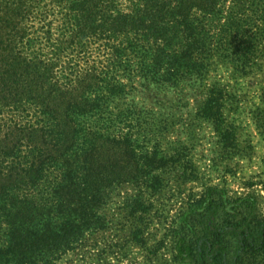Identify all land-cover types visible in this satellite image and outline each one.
<instances>
[{
	"label": "rangeland",
	"instance_id": "rangeland-1",
	"mask_svg": "<svg viewBox=\"0 0 264 264\" xmlns=\"http://www.w3.org/2000/svg\"><path fill=\"white\" fill-rule=\"evenodd\" d=\"M116 2L128 13L134 0ZM65 4L46 0L45 24L51 25L41 29V18L35 21L34 37L49 58ZM222 5V15H196L205 37L223 45L195 55L199 69L182 67L185 35L174 33L175 24L168 26L170 15L156 28L148 22L140 31H127L122 67L107 63L115 56L104 40L91 41L90 53L76 63L64 57L65 78L72 74L71 63L80 70L95 62L108 71L95 81L91 96L100 109L77 117L80 145L91 137L103 146L100 153L109 152L117 162L114 170L126 166V172L139 173L107 187L95 213L97 230L54 254L51 264H183L177 258L180 238L207 240L215 232H225L226 250L236 264H264L261 243L255 250L242 249L241 243L244 237L253 242L264 230V0H222ZM117 40L112 43L121 44L122 36ZM156 40L173 59L148 71L145 62L161 56L154 51ZM143 46L147 52L133 50ZM5 111L12 119L0 125L5 133L16 121H44L33 109ZM57 174L50 172L43 188ZM205 193L211 197L202 202Z\"/></svg>",
	"mask_w": 264,
	"mask_h": 264
},
{
	"label": "trees",
	"instance_id": "trees-1",
	"mask_svg": "<svg viewBox=\"0 0 264 264\" xmlns=\"http://www.w3.org/2000/svg\"><path fill=\"white\" fill-rule=\"evenodd\" d=\"M116 1L66 0L62 11L66 14L61 16L49 58L42 51V41L34 37L39 17L44 23L41 29L51 25L45 24L46 0H0V125L8 122L5 109L10 107H17L22 114L33 109L44 120L42 125L16 121L6 133L0 126V264H51L54 254L72 247L84 232L97 230L95 213L107 187L139 173L126 172V166L114 170L117 162L109 152L100 153L103 146L90 137L92 132L87 134V145H80L77 117L94 115L100 109L91 96L95 81L108 71L102 72L95 62L80 70L74 68L78 63H71L72 74L65 78L66 55L76 63L90 53L91 41L104 40L116 58L107 63L111 68L122 67L127 31H140L148 22L156 28L165 22L163 15H170L165 19L168 26H178L171 28L175 34L185 35L182 67L199 69L195 55L211 53L214 46L223 47L214 37H205L208 33L203 32L205 27L196 16L222 15V0H134L128 13L121 11ZM173 11H178L176 17ZM46 34L50 35V30ZM120 35L121 44H113ZM158 43L156 40L153 47L161 56L147 59L148 71L158 70L164 58L173 59ZM133 50L147 52L144 46ZM52 171L58 174L43 188ZM210 194L205 193L202 202L208 201ZM211 206L213 202L208 211ZM187 226L194 231V225ZM224 233L215 232L207 240L181 237L177 258L183 264H236L229 258ZM241 234L245 236V230ZM241 243L242 249L255 250L260 243L264 246V230L253 236V242L244 237Z\"/></svg>",
	"mask_w": 264,
	"mask_h": 264
}]
</instances>
